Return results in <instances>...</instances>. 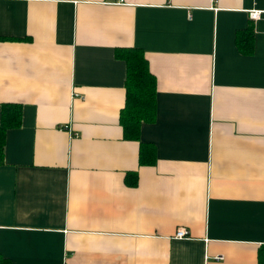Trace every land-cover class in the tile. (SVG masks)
<instances>
[{
  "label": "crops",
  "instance_id": "crops-1",
  "mask_svg": "<svg viewBox=\"0 0 264 264\" xmlns=\"http://www.w3.org/2000/svg\"><path fill=\"white\" fill-rule=\"evenodd\" d=\"M115 1L0 0V108H20L3 139L0 260L257 264L264 0ZM129 48L155 81L137 141L119 125L114 52ZM139 143L152 164H139Z\"/></svg>",
  "mask_w": 264,
  "mask_h": 264
},
{
  "label": "trees",
  "instance_id": "trees-1",
  "mask_svg": "<svg viewBox=\"0 0 264 264\" xmlns=\"http://www.w3.org/2000/svg\"><path fill=\"white\" fill-rule=\"evenodd\" d=\"M236 47L241 54H249L252 48L250 30L243 41L236 39ZM114 56L122 61L125 66L124 78V106L119 117V125L123 139L137 141L138 130L142 123H149L154 118L155 81L148 71L147 62L139 49H118ZM20 108L17 105L5 104L0 108V164L2 162L3 139L6 130L19 125ZM152 149L139 143V164L150 165L153 163ZM132 178L127 184L134 186L135 177L126 174L125 181ZM5 264V260H0ZM7 264V263H6ZM257 264H264V248L257 255Z\"/></svg>",
  "mask_w": 264,
  "mask_h": 264
},
{
  "label": "built area",
  "instance_id": "built-area-1",
  "mask_svg": "<svg viewBox=\"0 0 264 264\" xmlns=\"http://www.w3.org/2000/svg\"><path fill=\"white\" fill-rule=\"evenodd\" d=\"M168 1H171V0H168ZM120 3H121V0H117L113 4H120ZM259 15H260L259 12L251 11V12L248 13V18L250 20H256ZM186 236H187L186 230H184L182 228H178V229L175 230V233H174L173 237L180 239V238H185ZM219 259H220L219 257L216 258V260H219Z\"/></svg>",
  "mask_w": 264,
  "mask_h": 264
}]
</instances>
